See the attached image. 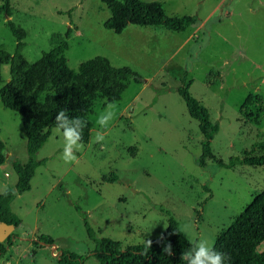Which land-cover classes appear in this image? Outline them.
I'll return each mask as SVG.
<instances>
[{"label":"rangeland","instance_id":"374dc122","mask_svg":"<svg viewBox=\"0 0 264 264\" xmlns=\"http://www.w3.org/2000/svg\"><path fill=\"white\" fill-rule=\"evenodd\" d=\"M158 1L167 16L194 15L196 25L183 32L128 25L114 34L102 26L110 13L100 0H10V16L0 13V48L13 51L14 38L4 25L11 20L25 31L22 54L28 62L70 27L64 51L70 68L103 56L113 66L129 67L138 79L115 101L117 115L108 129L96 124L105 100L92 102L89 141L76 162H63L62 138L51 130L34 155L46 158L45 164L36 168L30 190L10 204L20 224L2 264H57L58 250L89 256L95 243L86 235L82 214L96 237L122 248L159 237L167 225L165 211L181 231L193 226L182 231L190 242L207 238L213 244L264 188L263 166L216 163L264 156V115L255 124L238 113L248 93L264 99V0ZM0 73L1 87L8 65ZM188 82L190 95L219 126L205 167L197 164L202 140L197 121L176 91ZM97 131L104 132L103 142H94ZM0 140L8 154L0 165L2 192L16 181L11 160L25 162L27 153L19 114L1 102ZM40 235L50 236L54 245L35 244ZM256 250L264 251V241ZM84 264L98 263L88 257Z\"/></svg>","mask_w":264,"mask_h":264},{"label":"trees","instance_id":"16d2710c","mask_svg":"<svg viewBox=\"0 0 264 264\" xmlns=\"http://www.w3.org/2000/svg\"><path fill=\"white\" fill-rule=\"evenodd\" d=\"M110 16L102 24L103 28L120 34L128 26L162 27L172 32H183L196 25L194 15L167 16L158 0H100ZM0 13L10 16V0H1ZM14 38L13 51L10 53L0 48V69L9 67V78L0 87V102L5 109L19 114L26 136L25 149L27 159L21 162L11 160V167L16 181L13 186L0 192V221L16 227L20 219L11 209L10 204L17 194L30 190V181L36 168L43 166L46 158L36 160L34 155L46 143L50 132L56 129L55 115L65 109L70 116L87 120L83 132V143L87 144L91 130L88 119L92 102L97 99L107 101L120 100L130 80L138 81L136 74L127 66L116 67L103 56L85 60L72 69L67 65L64 51L71 28L68 27L62 38L49 50L43 51L34 62H28L22 51L25 47V31L11 20L4 23ZM2 77L0 73V83ZM189 83H182L177 93L184 102L188 116L197 121L202 136L200 155L197 164L205 167L206 159H212L211 140L218 132L217 123H212L206 107L201 105L188 92ZM238 113L246 122L258 124L264 115V99L255 93L247 94L241 103ZM5 146L0 140V165L5 161ZM220 167L232 168L234 165L263 166L264 156H242L230 158L228 163L216 162ZM76 210L79 211L78 207ZM164 232L148 244H136L122 248L119 242L107 237H96L82 214L83 226L87 237L95 243L89 256H80L67 250H58L57 264H84L88 257L98 264H184L180 259L187 251L190 242L179 228L178 222L169 211ZM14 235L0 242V264L9 247L13 245ZM44 245H54L48 235L35 239ZM264 241V188L233 219L231 224L220 230L214 237L213 246L225 253L230 260L226 264H264V251L257 252V247ZM172 246L173 254L164 251L167 245Z\"/></svg>","mask_w":264,"mask_h":264},{"label":"clouds","instance_id":"9594fccd","mask_svg":"<svg viewBox=\"0 0 264 264\" xmlns=\"http://www.w3.org/2000/svg\"><path fill=\"white\" fill-rule=\"evenodd\" d=\"M116 109L117 104L115 102L105 100L103 110L96 117V124L100 129L103 130L110 127L116 118ZM54 119L56 130L63 141L61 159L65 164L76 162L78 160L76 153L83 151L85 146L83 143V132L87 127V120L78 116H70L65 109H60ZM105 138L103 131H97L93 140L96 143H100ZM190 230H194L192 225H185L182 229L185 233ZM147 244L150 246L151 242L148 241ZM164 251L169 256L173 254L170 244L165 247ZM180 259L184 261V264H226L230 257L217 251L209 239L199 238L192 242V246L183 252Z\"/></svg>","mask_w":264,"mask_h":264},{"label":"water","instance_id":"95a60500","mask_svg":"<svg viewBox=\"0 0 264 264\" xmlns=\"http://www.w3.org/2000/svg\"><path fill=\"white\" fill-rule=\"evenodd\" d=\"M5 17L7 18L8 16ZM7 155L8 154L5 153V158H7ZM14 229L15 226L13 224H7L0 221V242H3L7 237L11 236Z\"/></svg>","mask_w":264,"mask_h":264},{"label":"built area","instance_id":"2783aa9c","mask_svg":"<svg viewBox=\"0 0 264 264\" xmlns=\"http://www.w3.org/2000/svg\"><path fill=\"white\" fill-rule=\"evenodd\" d=\"M53 254H54V256H58L59 252L57 251V252H54Z\"/></svg>","mask_w":264,"mask_h":264}]
</instances>
